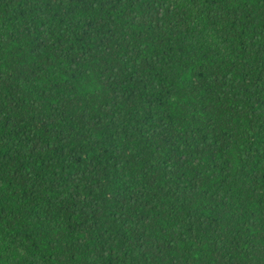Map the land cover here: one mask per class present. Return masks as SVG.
Wrapping results in <instances>:
<instances>
[{
	"label": "trees",
	"instance_id": "16d2710c",
	"mask_svg": "<svg viewBox=\"0 0 264 264\" xmlns=\"http://www.w3.org/2000/svg\"><path fill=\"white\" fill-rule=\"evenodd\" d=\"M0 264H264V0H0Z\"/></svg>",
	"mask_w": 264,
	"mask_h": 264
}]
</instances>
